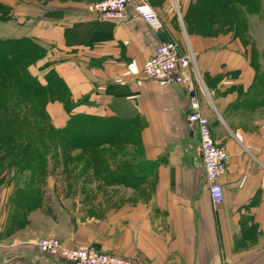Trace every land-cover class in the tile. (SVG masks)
Masks as SVG:
<instances>
[{
	"label": "crops",
	"instance_id": "1",
	"mask_svg": "<svg viewBox=\"0 0 264 264\" xmlns=\"http://www.w3.org/2000/svg\"><path fill=\"white\" fill-rule=\"evenodd\" d=\"M148 1L160 29L131 7L125 19L111 20L88 12L82 0H0L9 7L0 38L37 40L46 53L30 71L45 83L52 69L68 89L70 112L59 101L47 106L56 128L85 114L132 121L139 132L111 165H129L126 178L97 181L79 167L49 173L47 204L18 221L8 216L12 205L0 210V264H69L38 249L48 236L140 264H264V86L256 92L264 81V0L248 14L247 38L188 32L183 15L194 0ZM171 37L194 54L201 82L191 74L192 87L143 76L144 61ZM191 96L229 156L217 205L187 120Z\"/></svg>",
	"mask_w": 264,
	"mask_h": 264
},
{
	"label": "trees",
	"instance_id": "2",
	"mask_svg": "<svg viewBox=\"0 0 264 264\" xmlns=\"http://www.w3.org/2000/svg\"><path fill=\"white\" fill-rule=\"evenodd\" d=\"M261 3L262 0H194L189 3L183 19L188 32L215 35L232 30L235 36L247 38L248 14L258 12ZM6 10L9 11V7L0 2L1 19L8 17H3ZM45 53L46 49L29 37L0 38V158L28 169L31 179L45 176L49 158L63 163L80 162L79 158H84V168L94 167L95 173L99 169L110 176L114 171L109 169L107 161L113 159V154L106 151L116 145L138 143L139 132L133 129L135 122L115 116L71 114L65 126L52 125L39 97L48 89L58 94L59 82L51 84L48 78L50 73H56L48 70L42 83L29 69ZM254 65L257 68L256 62ZM60 84L67 89L61 79ZM262 86L264 81L256 92L262 93ZM68 96L60 101L70 112L73 102ZM76 151L83 156L75 154ZM98 153H106L102 156L101 168ZM26 197L32 201L33 192Z\"/></svg>",
	"mask_w": 264,
	"mask_h": 264
},
{
	"label": "built area",
	"instance_id": "3",
	"mask_svg": "<svg viewBox=\"0 0 264 264\" xmlns=\"http://www.w3.org/2000/svg\"><path fill=\"white\" fill-rule=\"evenodd\" d=\"M136 16L146 20L153 28H162V21L148 0H96L87 3L86 10L103 19L122 20L128 16V8ZM143 76L155 80L160 86L172 83H185L193 86V77L201 82L194 54L190 46L171 37L156 47L154 54L142 66ZM187 120L196 128L199 136V152L211 200L214 205L223 200V186L220 178L228 165L226 149L214 140L208 118L201 114L200 104L190 97V111ZM38 249L44 254L61 259L69 264H140L132 256H121L99 251L90 247L74 246L56 237H43L37 242Z\"/></svg>",
	"mask_w": 264,
	"mask_h": 264
},
{
	"label": "rangeland",
	"instance_id": "4",
	"mask_svg": "<svg viewBox=\"0 0 264 264\" xmlns=\"http://www.w3.org/2000/svg\"><path fill=\"white\" fill-rule=\"evenodd\" d=\"M82 1L84 2V4H87L89 2L96 1V0H82ZM8 12L9 11L6 10L4 12L3 17H5V15H8ZM31 39L35 40L34 38H31ZM35 41L38 44H40L37 40ZM29 69H30V66H29ZM48 78L51 84L56 81L59 82L60 91L58 92L57 95H55L54 92H51L48 89L44 96L39 97V100L40 102H42L41 104L44 106L48 120L53 125L52 118L50 116V113L48 112L47 106L49 105V103L54 102V101H59L60 103H62L60 99L67 97L69 93L67 89L60 84V79L58 78L56 74L50 73ZM5 128H6V124H5ZM133 129L136 131L138 130V128L134 125H133ZM125 145H127V143ZM125 145H121V146L116 145L117 147L109 149V151H106V153L110 152L113 154L112 156L113 159L110 161H107L109 165V169L114 171L113 174H110V176H109V173L104 174V172H102V170H99V169H98V172H96L97 173L96 174L94 172V167L84 168V162H85L84 158L82 159L79 158V160H81L80 162H74L72 160H67L64 163L61 162V160L56 162V160L49 158L45 176L42 178L35 176L33 179H31L30 177L31 173L28 169H21L17 163H13L12 161H9L8 159H3V157L0 158V210L7 211L8 205H12L16 211L15 212L9 211L8 216L10 217V220L18 221L20 217L28 214L29 211L32 208H34V206L36 207L42 203L47 204L50 200V198L45 195L46 184H47V180H46L47 174L52 173L53 175H58L60 173L62 174L65 173V174L71 175L75 170L74 169L75 165L77 168L79 167L81 171L83 170V172L87 174H90L92 172L93 177L96 180L100 179V181L103 180L107 183H115L117 181H120L121 179L126 178L127 172L130 169L129 165H124V164L117 165L115 166V169L111 167V165H114L115 163L120 161V154L121 152L123 153L125 152V149H124ZM104 147L108 148L107 145H105ZM118 147H122V149L118 150ZM1 153H2V150L0 151V154ZM75 154L81 155L80 157L83 156V154L80 151H76ZM105 154L98 153L97 160H98L99 167L103 164L102 156H104ZM89 183L91 182H87L86 184L88 185ZM64 185H61V186L59 185V187L65 188ZM31 192H33V199L32 201H29V199L27 198L28 196L26 197V195L30 194ZM19 208H20V211H19ZM1 215H3V213L0 212V216Z\"/></svg>",
	"mask_w": 264,
	"mask_h": 264
}]
</instances>
